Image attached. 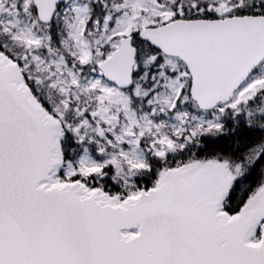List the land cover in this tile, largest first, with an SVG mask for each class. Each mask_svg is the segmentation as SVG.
Here are the masks:
<instances>
[{"label": "snow or ice", "instance_id": "6c2138e0", "mask_svg": "<svg viewBox=\"0 0 264 264\" xmlns=\"http://www.w3.org/2000/svg\"><path fill=\"white\" fill-rule=\"evenodd\" d=\"M0 264H264V0H0Z\"/></svg>", "mask_w": 264, "mask_h": 264}]
</instances>
